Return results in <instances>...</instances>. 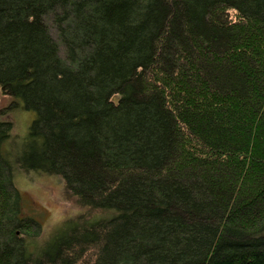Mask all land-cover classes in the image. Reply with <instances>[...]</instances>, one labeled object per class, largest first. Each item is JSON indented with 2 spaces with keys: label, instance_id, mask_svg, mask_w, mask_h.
<instances>
[{
  "label": "trees",
  "instance_id": "trees-1",
  "mask_svg": "<svg viewBox=\"0 0 264 264\" xmlns=\"http://www.w3.org/2000/svg\"><path fill=\"white\" fill-rule=\"evenodd\" d=\"M0 87V264H264V0H0ZM19 170L87 216L38 242Z\"/></svg>",
  "mask_w": 264,
  "mask_h": 264
},
{
  "label": "rangeland",
  "instance_id": "rangeland-1",
  "mask_svg": "<svg viewBox=\"0 0 264 264\" xmlns=\"http://www.w3.org/2000/svg\"><path fill=\"white\" fill-rule=\"evenodd\" d=\"M35 116V113L23 108L22 102L3 93L0 87V119L14 125V139L11 143L17 137L20 139L17 141L18 147L14 146L16 149L20 150L22 147L21 139L27 136ZM17 172L14 177L15 187L22 194L24 211L40 224L41 236L37 239L38 242L51 238L65 222L87 216V210L80 207L76 198H72L64 188L62 177L35 172L27 174L21 170Z\"/></svg>",
  "mask_w": 264,
  "mask_h": 264
},
{
  "label": "bare ground",
  "instance_id": "bare-ground-1",
  "mask_svg": "<svg viewBox=\"0 0 264 264\" xmlns=\"http://www.w3.org/2000/svg\"><path fill=\"white\" fill-rule=\"evenodd\" d=\"M6 122H8V121H4V123H6ZM13 133L11 132V134H10V138H13ZM15 141H17V140H15ZM4 148H2V150L0 149V153L1 154H4L5 153V150L7 149L5 146H3ZM8 154V153H7ZM1 159H3V157H1ZM7 159V158H6ZM64 188H65V186H64Z\"/></svg>",
  "mask_w": 264,
  "mask_h": 264
}]
</instances>
